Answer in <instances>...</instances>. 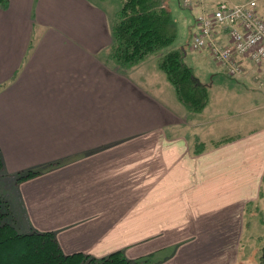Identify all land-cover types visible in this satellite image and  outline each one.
I'll return each mask as SVG.
<instances>
[{"label":"crops","instance_id":"crops-1","mask_svg":"<svg viewBox=\"0 0 264 264\" xmlns=\"http://www.w3.org/2000/svg\"><path fill=\"white\" fill-rule=\"evenodd\" d=\"M98 1L0 2L8 222L55 232L66 254L237 264L246 210L263 193L264 125L197 146L156 59L120 69L108 60L114 17ZM236 78L223 100L231 92L241 108L264 87V62L246 61ZM28 171L39 173L17 180Z\"/></svg>","mask_w":264,"mask_h":264},{"label":"trees","instance_id":"trees-1","mask_svg":"<svg viewBox=\"0 0 264 264\" xmlns=\"http://www.w3.org/2000/svg\"><path fill=\"white\" fill-rule=\"evenodd\" d=\"M111 35L108 60L120 69L170 45L176 36V25L166 0H122L112 22ZM184 57V49L169 51L159 55L158 65L175 88L179 101L189 112L198 113L208 101L207 85L193 75ZM38 173L28 171L17 180L29 179ZM3 202L0 198V264H139L127 259L121 251L101 258L80 252L66 254L55 232L20 233L10 222H3L8 215V210L1 208Z\"/></svg>","mask_w":264,"mask_h":264},{"label":"rangeland","instance_id":"rangeland-1","mask_svg":"<svg viewBox=\"0 0 264 264\" xmlns=\"http://www.w3.org/2000/svg\"><path fill=\"white\" fill-rule=\"evenodd\" d=\"M99 1V4L105 8L111 18L116 16L122 5V0ZM166 2L176 25V36L170 45L149 55V59L150 61L156 59L158 62L159 55L177 49H184V62L192 69L193 75L201 81V84H210L207 89L208 100L210 99V101L206 103L202 111L198 113L187 112L189 114L187 115V119H189L187 123L190 124L189 133L197 140V146H200V143L207 145L221 136L242 134L245 131L263 126L264 96L258 95L257 92L264 94V87L253 86V89L256 90L253 102L236 103L241 105V108L232 105L231 92L223 100V92L229 90L225 88L223 83L235 84L238 81L236 76L227 75L211 58L206 57V61H204L197 52L192 51L190 48L192 38L197 32L196 17L200 13L199 9L183 7L181 0H166ZM195 9L198 12H195ZM257 97L260 100H256ZM260 104H262L263 108L259 110L257 106ZM182 112L184 113L183 110ZM193 145L195 146V144ZM5 179L6 177L0 176V180H2V182L0 181V198L4 201L1 206L3 211L10 210L7 205V197L8 194H11V189L8 183H5ZM16 215L18 214L14 213L12 215V220L15 221L16 218L20 217V215ZM10 217L11 214L8 212V215L2 221H9ZM19 221L20 219H18V223L15 226L18 229L22 227ZM245 223L237 264H264V186L261 199L247 208Z\"/></svg>","mask_w":264,"mask_h":264},{"label":"built area","instance_id":"built-area-1","mask_svg":"<svg viewBox=\"0 0 264 264\" xmlns=\"http://www.w3.org/2000/svg\"><path fill=\"white\" fill-rule=\"evenodd\" d=\"M181 5L200 12L192 51L211 58L229 76L243 75L246 61L255 66L264 62V9L259 0H181Z\"/></svg>","mask_w":264,"mask_h":264}]
</instances>
